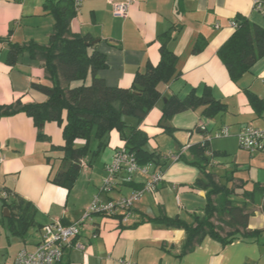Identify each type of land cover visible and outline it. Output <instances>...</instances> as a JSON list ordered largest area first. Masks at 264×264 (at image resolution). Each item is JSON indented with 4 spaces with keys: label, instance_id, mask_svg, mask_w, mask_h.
I'll list each match as a JSON object with an SVG mask.
<instances>
[{
    "label": "crops",
    "instance_id": "crops-1",
    "mask_svg": "<svg viewBox=\"0 0 264 264\" xmlns=\"http://www.w3.org/2000/svg\"><path fill=\"white\" fill-rule=\"evenodd\" d=\"M46 1L0 0L1 105L20 99L25 103L46 99L32 88L33 81L50 83L41 60L25 51L15 64L7 62L11 44L49 43L55 17L45 10ZM119 1L82 0L71 22L72 31L90 34L105 54L108 66L99 76L111 86L130 88L136 72L148 61L159 62L160 35L176 27L169 46L178 56L181 74L163 86L165 98H183L196 89L200 95L207 91L225 102L227 108L212 117L203 113L204 106L189 109L166 120L171 126L164 127L163 98L140 126L149 136L147 147L168 156L178 150L188 154L190 145L207 136L212 151L208 171L234 189L232 198L250 213L247 229L255 233L239 236L229 244L208 236L182 254L185 230L152 219L166 215L191 220L193 214L203 213L207 192L196 183H207L208 179L197 166L170 158L162 167L164 179L156 190L143 193L128 212L118 214L121 217L93 214L87 219L79 235L64 248V260L70 264H122L123 260L135 264H264V194L257 188L264 186V146L250 151L241 146L238 136L247 126L264 130V111L259 114L246 93L250 90L264 99V56L235 82L218 54L236 30L233 22L238 15L264 26V0H136L125 18L113 14V3ZM199 40L201 49L196 50ZM201 124L206 130L198 128ZM224 126L231 134L215 137ZM44 133L47 138H39L38 127L25 112L0 117V157L4 158L0 189L8 188L16 197L31 202L40 225L55 220L76 223L95 195L102 200H120L149 179V174L136 171L128 181L122 168L114 187L103 189L107 166L117 148L125 144L113 131L96 162L85 158L71 189L58 185L51 179L59 174L63 152L53 147L63 145L62 127L48 122ZM40 237L25 248L34 249Z\"/></svg>",
    "mask_w": 264,
    "mask_h": 264
},
{
    "label": "trees",
    "instance_id": "trees-1",
    "mask_svg": "<svg viewBox=\"0 0 264 264\" xmlns=\"http://www.w3.org/2000/svg\"><path fill=\"white\" fill-rule=\"evenodd\" d=\"M77 9L74 0L46 1L45 10L55 17L49 43L10 45L7 59L10 65L17 62L21 53L28 51L31 57L42 61L50 83H32L33 89L45 95L44 101L25 103L20 99L11 104H0V117L27 113L38 127L41 139L47 138L44 133L46 123L56 122L62 127L63 145L53 148L60 149L63 152L62 160L72 164L67 173L61 176L55 174L51 181L68 189L75 185L85 158L99 156L107 148L113 131H117L125 142L118 148L125 147L129 153H133L140 165L153 163L162 169L171 157L150 150L147 147L149 136L140 126L150 110L165 98L163 86L181 74L178 56L169 46L176 27L160 35L159 62L153 64L148 61L142 70H138L132 87L111 86L98 74L108 63L105 54L92 43L94 37L72 31L71 22ZM236 24V30L218 52L231 80L235 82L264 56V26L241 15L236 17ZM197 43L196 50H200V40ZM246 93L255 110L263 113L264 99L250 90H246ZM206 99L210 100L206 102ZM199 106H204L203 113L209 117L227 108L225 102L211 97L207 91L200 95L196 89H192L183 98L177 95L167 97L162 105V119L169 120L180 112ZM125 117L132 119L126 120ZM167 130L173 132L175 129ZM188 150V154L178 150L175 155L179 156L177 160L197 166L208 179L207 183L201 180L196 183L207 192V205L203 213L193 214L191 220L166 215L152 220L185 230L182 254L193 250L208 236L229 244L239 236L253 235L255 231L247 229L250 213L232 198L234 189L227 183L217 181L208 171L209 153L212 152L209 138L205 136L200 143L190 145ZM257 188L264 194V186ZM3 192L7 197L3 196ZM11 192L8 188L0 189L3 206L9 208L12 232L24 236L31 226L42 229L43 225L35 220L34 205ZM226 227L230 229L226 230ZM57 264L70 262L63 257Z\"/></svg>",
    "mask_w": 264,
    "mask_h": 264
},
{
    "label": "built area",
    "instance_id": "built-area-1",
    "mask_svg": "<svg viewBox=\"0 0 264 264\" xmlns=\"http://www.w3.org/2000/svg\"><path fill=\"white\" fill-rule=\"evenodd\" d=\"M77 7L82 0H74ZM136 0H122L113 3V14L116 17L125 18L129 14L130 6ZM261 3L257 2V8L261 9ZM233 25L237 27L236 22ZM200 130H206L204 124L200 125ZM230 129L227 126L217 131L215 137L229 136ZM239 141L242 147L254 151L264 146V130L247 126L239 133ZM173 160L178 159V155L170 156ZM4 158L0 157V164ZM125 168L127 172L126 180L131 181L136 171L149 174L148 181L141 189H137L132 195L120 200H102L99 195L93 197L92 202L86 208L79 221L72 224H64L60 220H55L44 224L41 229V237L34 249L22 248L18 251L12 264H57L64 257V248L69 246L72 240L77 237L81 231L82 224L93 214L118 215L128 212L136 200L145 192H153L157 185L164 179V171L156 167L153 163L140 165L133 153H129L125 147L116 150L114 159L107 166L108 175L104 179V190L114 187L115 179L120 169ZM3 196L7 194L3 192ZM81 247V245H78ZM122 264H135L134 262L123 260Z\"/></svg>",
    "mask_w": 264,
    "mask_h": 264
},
{
    "label": "rangeland",
    "instance_id": "rangeland-1",
    "mask_svg": "<svg viewBox=\"0 0 264 264\" xmlns=\"http://www.w3.org/2000/svg\"><path fill=\"white\" fill-rule=\"evenodd\" d=\"M125 119L131 120L132 118L125 117ZM114 132L118 134L117 131ZM88 158H93V161L96 162L99 157L88 156ZM3 203V199L0 198V264H11L18 251L25 247L28 248L29 244L36 242L41 236V232L37 226H31L24 236L14 234L10 228V218L6 215ZM229 229L226 227V230Z\"/></svg>",
    "mask_w": 264,
    "mask_h": 264
},
{
    "label": "water",
    "instance_id": "water-1",
    "mask_svg": "<svg viewBox=\"0 0 264 264\" xmlns=\"http://www.w3.org/2000/svg\"><path fill=\"white\" fill-rule=\"evenodd\" d=\"M92 43H96V40H94ZM138 89H142L141 87L137 86ZM164 100H166V98H164ZM210 99H206V102H208ZM162 125L164 127H167V126H171V124L169 122L166 121V119H163V122H162ZM71 162L70 161H64L63 162V165L59 171V174L58 176H61L62 174L64 173H67L71 167ZM5 211H6V215L7 216H10V212H9V208L8 207H5Z\"/></svg>",
    "mask_w": 264,
    "mask_h": 264
}]
</instances>
